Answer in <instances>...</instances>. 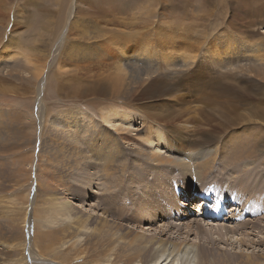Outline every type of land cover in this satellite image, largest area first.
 <instances>
[{
  "label": "rangeland",
  "instance_id": "obj_1",
  "mask_svg": "<svg viewBox=\"0 0 264 264\" xmlns=\"http://www.w3.org/2000/svg\"><path fill=\"white\" fill-rule=\"evenodd\" d=\"M154 1L82 0L77 5L78 9L75 0H11L2 9V15L5 16L3 24L7 22L8 30L13 27L21 41V49L9 51L8 55H14L9 56L10 58L0 56V63L12 64L14 60L12 70L5 69L3 73L0 72V92L7 90L8 96H16L14 104L8 97L5 98L11 101L10 106L0 104V203L14 200V211L0 207V264H131L128 255L131 251L126 240L136 233L147 239L166 241L165 243L195 245L191 263L185 258L180 262L183 257L174 255L172 261H178L171 264H211L215 260L218 263L223 256H230V261L234 264V254L242 258L245 255L263 257L264 243H255L260 239L264 240V231L252 226L256 221L264 225V213H258V208L253 211L250 207L246 215H242L241 205L246 202V193L238 175L244 170L241 165L245 162L236 166L232 164L236 156L245 160L248 156L247 149L241 144L234 145L228 134L225 135L233 132L241 140L248 139L251 143L258 144L260 140H264V74L251 76L255 73L248 69L249 62L262 58H254L256 60L244 63L241 60L239 76L222 74L219 79L210 78V82L237 87L239 99L226 93L216 99L208 91H204L206 86L188 91L189 93L184 90L182 98L170 97L152 101L143 94V86L136 87V94H132L133 97L130 98H134V101H129L128 96L117 99L112 96L102 97L100 92L108 82L104 75L96 73L95 68L73 71L67 69L68 66L60 68L54 64L60 38L66 33L67 23L73 15L76 14L82 19H95L94 17L98 18L102 14L104 16L99 17V20L103 23V18L109 17L107 11L111 8L115 10L112 15H119L121 20L137 19L135 22L138 28L148 27L154 21L144 22L154 10L165 12L172 22L180 26H195L201 30L204 28L205 31L206 27H214L219 31L227 28L230 29L227 36L239 34L251 42L264 36V0H254L256 2L253 5L259 8L256 13L252 12L253 7L248 5V0H156L158 5ZM16 15L21 16L17 24L14 23ZM154 25L151 27L152 31ZM111 26L116 28L111 24L107 25L108 28H112ZM53 29L56 31L54 40L47 43L48 50L52 52L50 58L34 56ZM175 45L176 43L170 48L172 52L177 49ZM155 48L169 50L163 43L156 44ZM24 57L28 59V64H25ZM46 60H49L48 63ZM194 61L196 63L197 58ZM23 64L26 67L43 65L45 68L32 69L25 75L23 73L26 78L22 81L16 74L24 69ZM156 67L168 68L170 73L175 71L173 67L166 66V63H159ZM10 71L12 76L8 74ZM104 73L112 74V70H106L102 74ZM209 73L211 70L207 69L197 79L204 81L203 78ZM151 76L152 81L165 82L166 85L170 84L169 89L172 88L170 78L163 77V72L154 70ZM183 78L182 76L180 79ZM206 81L207 77L204 82ZM210 82H206V85ZM149 102L156 106L153 109L142 108L143 103L150 104ZM197 106L205 107V110L198 109ZM109 108L117 110L119 114L126 113L131 118L130 122L123 124L118 119L106 122L113 117V111ZM70 109L84 113L82 121L85 129L76 131L73 127H62L64 122L59 114ZM193 110L198 113L196 121L189 117L193 115ZM25 112L30 117L25 118ZM135 126L144 130L152 129L160 140V146L146 143L144 138L139 137L141 132L134 129ZM120 127L129 128L128 131L120 133L117 132ZM197 132H202L203 136L200 138V135H196ZM169 134L178 145L175 146L177 154L171 157L185 153L188 155L190 147L195 148L192 146L195 142L204 144L206 140H213L210 146L213 156L208 159L210 171L204 180H198L189 186L188 182L191 181L192 184L193 177L187 168L176 172L177 169L164 167L169 171H164L158 180L170 177L172 179L177 173L179 176L171 182L167 181L163 189L152 184L155 175L152 177V169L155 164L151 162V157L156 151L158 154L167 151L166 146L171 143ZM103 135L111 138L104 146L105 150L109 148L110 158L106 160L95 151L103 145ZM119 136L130 138L129 143L121 141L119 144ZM112 137L116 140L113 141ZM257 154H253L255 160L249 158L248 161H256L250 166L253 172L249 185L254 189L251 192L252 200L258 202V196L261 192L264 193V183L261 184L262 177L258 173L264 165V152ZM75 155H78L77 159L74 158ZM231 186H237L238 190L232 193ZM160 188L174 195L172 194L170 200L157 204L156 198L165 196L164 193H159ZM206 189L211 191L204 192ZM201 194H206L211 199L210 206L215 209L222 205L226 208L232 206L235 211L228 212L224 220L221 216L215 220L200 219L201 214H197V201L205 200V197H199ZM54 198L70 202L69 206L73 209L70 219L57 216L48 222L45 218H40L39 214L45 210L47 202ZM225 200L232 201L226 203ZM150 201H153V205L148 209ZM181 204L188 207V217L182 221L180 217L169 218L170 209L167 206ZM127 210L134 219L127 220ZM146 219L150 223L145 224ZM81 220H86V230L77 229ZM194 221L204 229H211L212 233H198L194 230ZM238 221L246 222L248 228L239 227ZM221 223L232 227L230 229L235 227V235L226 234L220 226ZM188 225L189 228L193 226L192 230L186 228ZM106 226H110L112 231L106 230ZM180 228L181 231H177ZM100 229H105V233L100 232ZM122 244L125 246L122 247ZM201 248L207 251L206 254L201 253ZM154 251L145 250V259L142 258L140 264L149 260ZM207 257H210L209 261L204 260ZM222 260L224 261L223 258Z\"/></svg>",
  "mask_w": 264,
  "mask_h": 264
},
{
  "label": "bare ground",
  "instance_id": "obj_2",
  "mask_svg": "<svg viewBox=\"0 0 264 264\" xmlns=\"http://www.w3.org/2000/svg\"><path fill=\"white\" fill-rule=\"evenodd\" d=\"M10 1L11 0L9 1L0 0V56H7L8 58L14 56L12 53H10L11 55H8L9 51H17L21 49V41L16 36L15 30H13V27L11 30H8L7 22L3 24V19L5 18V16L2 15L3 13L2 9L7 7ZM248 2H249L248 5L253 7V11H252L253 13H256L259 11V8L253 5L256 1L254 2V0H248ZM78 3L79 4L82 3V0H75V6H77ZM154 4L158 5V1L155 0ZM114 11L115 10L112 8L108 9L107 14H109V17L103 18L105 19L103 20L104 21L103 23H101V20H99V17L104 16L102 14H99L98 18L94 17L95 19H92L90 17H83L82 19L76 16V14L75 16L73 15L72 18L69 19L67 23L66 33H64L63 36L60 38L59 48L56 51L57 57L54 58V64H56L57 67L61 68L64 66L66 68V66H68L67 69H72L73 71L83 70L84 68L86 70L88 68L89 69L95 68L96 73L98 75H104L106 78V81L108 82V85H105L104 86L105 89H103L100 92V96L102 97L110 96L111 98L112 96L113 99H117L120 96H128L129 101H134V98L133 99H130V98L133 97L132 94L134 95L136 94L135 92L136 87L141 88L143 86V94H145V96L152 101L163 99V98H170V97L182 98L185 94L183 92L184 90L186 91V93H189L188 91L192 92L194 90H198V88L202 86H206L207 88H204V91H208V93H210L216 99H220L224 95V93L231 94L233 96L235 95L236 98L239 99L238 98L239 93L237 92V87L230 86V85L226 86V84L221 83V82H218V83L210 82V78L219 79V77L222 74L238 75L239 74L238 68L241 67L242 65V63L240 64L239 62L241 60H243V63L249 60H256L254 58H262V60L258 59L256 60V62H249L248 64L249 65L248 69H250L249 72L255 73V75H251V76H258L260 74H264V36L263 38L259 40H255V42H251L248 38L242 37L239 34H236L234 36H227L226 34L230 32V29H227V28H224V29L222 28L219 31V30H215L214 27H210V28L206 27L207 31H205L204 28L201 30L195 26L193 27L192 26H189V27L180 26L172 22V20L169 18V15L165 14V12H158L154 10L150 14H148L146 19H144V22L148 23L149 20H154V21L150 25L148 24L149 25L148 27L142 26V28L141 27L138 28L137 26L138 24L135 22V20L137 19L126 21L129 19V18H126L125 20H121L119 15L117 14L112 15V12ZM20 17L17 15L14 17L15 24L18 23ZM15 24H13V26H15ZM108 24L116 26V28H113L112 26H111L112 28H108L107 27ZM153 25H154V29L152 31L151 27ZM237 32H238V29H237ZM49 33L51 34L47 35V37L45 38V42L43 43L41 48L37 49V53L34 56H38V57L45 56L47 58H50L52 52L51 50H48L47 43L51 41V39L54 40L56 31H54L53 29V30H50ZM160 43H163V45L169 50H165V49L156 50L155 48L156 44H160ZM174 43H176L175 46L177 47V49H175L172 52L170 48L174 45ZM195 58H197L196 63L194 61ZM48 61L46 60L47 63ZM24 62L25 64L29 63L26 57H24ZM13 63H14V60H13ZM13 63L12 64L10 63L7 64L3 62L0 63V72L3 73L5 69L10 70L14 65ZM159 63L160 64L166 63V66L173 67V70L175 71L170 73V70L168 68L156 67L157 64ZM153 67H156V68L153 69ZM39 68H45V66L31 65L29 67H26V65H24V69L22 71H19V73H17L16 76L19 77V80L24 81L26 77H24L23 75H25V73L29 74L32 69L37 70ZM207 69L211 70V73H209L208 76L207 75L205 76V79L207 77L206 82H210L208 86L206 85V82H204L205 81L204 78H203L204 81L197 79L204 73V71L206 72ZM106 70H112V74L110 73L102 74ZM154 70L161 71L163 72V75H164L163 77L170 78L169 81L173 85L172 88L169 89L170 84L166 85L167 83L165 84V82L152 81L151 74H152V71ZM8 74L12 76L11 71ZM182 76L184 78L180 79ZM189 80H192V81L189 82ZM27 90L29 91L28 88ZM2 91L4 92L3 93L0 92L2 94L0 95V104L7 105L6 107L10 106L11 101L8 100V98L13 100L12 102L13 104L16 102L14 98L16 96L14 95L8 96V94H6L8 92L7 90H2ZM5 97H8V98L6 99ZM207 102H210V101H205V103ZM225 102L229 104V101L225 100ZM142 105H143L142 108L144 109H153V107L156 106V105H152V103L150 104L143 103ZM205 105L207 106V104ZM197 108L198 109L202 108L201 110L203 111L205 110V107L197 106ZM109 110L113 111L112 112L113 117L108 119L106 122L110 123L116 119L120 120V122L123 124H128V122H130L131 118L126 113L119 114L117 110L114 111L112 108H109ZM25 114H24L25 118L30 117L29 113L25 112ZM108 115H111V114L109 113ZM196 115H198V113L194 112L193 110V115L189 117H191L193 121H196L195 118H198L196 117ZM59 116L63 118L64 123L62 124V127L64 129L66 128L72 129V127L75 128L76 131H80V129H85L84 127L85 124L82 121L84 113L81 110L79 111L75 109L65 110V111H62L59 114ZM139 127L140 126L138 127L135 126L134 129H139ZM128 128L120 127L118 128L117 132L122 133L124 131H128L127 130ZM139 131L141 132V134H139V137L144 138L146 143L150 145L154 144L155 146L157 145L160 146V140L152 132V129L144 130V128H141L139 129ZM173 133L177 134L175 130H173ZM227 134H228V137L234 141V145L236 143L241 144L247 149L248 156L246 157L245 160H240L238 156H236L232 160V164L235 166L239 165L242 162H245V164L241 165V167L244 166L243 168L244 170H241V172L238 175V178H240V181H242L241 185L245 189L244 193H246V202L241 205V208L243 210L242 215L243 214L246 215V212H248L247 210H249L250 207L252 210L255 208H258V211H259V212L257 211L258 213H261V212L264 213V193L263 192L260 193V196H258L259 197L258 202L256 200H252L253 195L251 194V192L254 189L250 187L249 181H250V176L253 172V169L250 168V166L252 164H255L256 161L251 162L252 164L248 161L249 158L250 160L252 159L255 160V158H253L254 153L259 154L260 152L261 153L264 152V151L258 150V149L264 150V140H260L259 144L255 142L251 143L248 139L241 140L236 134H233V132H228L225 135L227 136ZM196 135H200V138H201L203 136V133L197 132ZM204 135H206V133ZM169 136L170 134L168 135V137ZM103 139H104L103 145H101L100 147H97L95 151L99 153L104 160H106L110 158L109 148L105 150L104 146L108 144V140H111V138L103 135ZM112 139L113 141L116 140V138L114 137H112ZM169 139L171 143L169 142V144L166 146V149L167 148L168 149L167 151H165V153L158 154L156 150L150 149L151 151H156V153H154L151 157L152 158L151 162L152 163L154 162L155 164V167L152 169V177H153V174H155L152 184H155L163 189V187L166 186L167 181L171 182L173 178L179 176L177 173L176 176L174 175L172 179L170 177L167 179L164 178L162 180L161 179L158 180V178L161 176V174L164 171H169V170H165L164 167H166V169L170 168V170L177 169L176 172H178L179 170L181 171V169L183 168H187L191 172L192 177H193L192 184H191V181L188 182L189 186H192L198 180H204L206 178V175L210 171V166H209L210 164L208 162V159H210L213 156L212 148H210V146L213 143V140H206L204 144L203 143L199 144L198 142H195L192 145V146H195V148L190 147V149L187 151L188 155H185L186 154L185 153L182 156L177 155V156L171 157L173 154H177V150L175 146H178V145L176 143V140H174L172 136L169 137ZM121 141L122 142L125 141L126 143L127 142L129 143L130 138L119 136V144H121ZM214 151L216 152V150ZM74 158L77 159L78 155H75ZM212 159H214V157ZM187 160L189 161V163ZM194 162H196V164ZM189 168H193V170H190ZM258 173L262 177L261 184H263L264 183V165L259 169ZM180 177L182 179V174L180 175ZM161 188H160L159 193H164L163 195L165 196L164 198L163 196H161L160 198L154 197L157 199V204H160L161 201L166 202L167 200H170L172 198V194L174 195V193H170L167 190H165L164 192ZM231 188H232V193H234L237 189V186L236 187L231 186ZM209 191L211 190L206 189V191L204 192H209ZM201 196L205 197V200L204 202L197 201V208H198L197 214H201L200 219L209 218V220H215V218H211V216H215L216 219L218 216H221L224 220L228 212L230 213L232 211H235L234 209H232L234 208L232 206H227L226 208L220 205L219 208L215 209L214 206H210L212 202L210 203L211 199L206 194H201L199 197ZM225 201L226 203H229L232 200H225ZM218 202H221V201L218 200ZM152 203L153 201H150L148 203L147 205L148 209L152 208V205H153ZM69 205H70V202H68L66 199L54 198L52 201L47 202V207L42 213L39 214L40 218H45L48 222H49V219L53 217H57V216L70 219L71 214H72L71 211L73 209L72 207H70L71 205L70 206ZM140 205L144 207L143 203H141ZM0 207L2 209L14 211V200L11 199L10 202L6 201L4 202V204L0 203ZM167 208L170 209L169 218L180 217L182 221L186 217H188L186 214V211H188V207L186 205H183V204H181L180 206L173 205V206H167ZM229 208L231 209L227 210ZM179 210L180 211L185 210V212L182 211L179 214L177 213L179 212ZM25 216H26V211H25L24 217ZM127 216H128L127 220L134 219L133 215L128 213V210H127ZM228 218L230 217L228 216ZM148 221L149 220L146 219L144 223L145 224L150 223ZM85 223H86V220H83V221L81 220V222L79 223V227L77 229L79 231L81 229L86 230ZM193 225H194V230H196L198 233L206 234V235L212 233L211 229L210 230L204 229L201 226V224L199 225V223H196L195 221L193 222ZM38 226H41V225L38 224ZM220 226H222L226 234L233 233L235 235L236 233L234 230L235 227L234 229H230L232 227H226L222 223L220 224ZM238 226L242 228L245 227V229L248 228V224L246 222L238 221ZM109 227L105 229L109 231L110 229ZM252 227L254 229L258 228L260 231H264V225H262L261 222L259 221H256ZM186 228H188L189 230H192L193 226L191 225V227L189 228V225H188L186 226ZM101 229L99 230L100 232L106 231L105 229L103 230ZM177 231L180 232L181 228L177 229ZM39 237L41 238V236ZM96 237L98 236L96 235ZM121 238H124V237H121ZM165 242L166 241H163V240H160V241L155 240L154 238L147 239L145 238V236H142L136 233L133 237L126 240V243H127L126 245L128 249L131 251L129 252L130 254H128L130 255L129 263L140 264L142 258H144L143 253H145V250H148V251L155 250V251L153 252V256L149 260L148 259L147 261L144 260V264H171V262L174 263L178 261V259H176L177 261H172L174 260V257H173L174 255L183 257L180 259L181 260L180 262H182L184 258L187 262H190V263L192 262L193 260L192 254H193V249L195 247L194 244L186 243L184 245L183 244L177 245V243H165ZM210 242L213 243V241H210ZM240 243L242 242L240 241ZM263 243H264V240L260 239V241L256 242L255 244L260 245ZM63 244L64 243H62V245ZM124 246L125 245L122 244V247ZM44 247L48 248L47 246H44ZM45 250H49V249H45ZM120 250L122 251V249ZM206 252L207 251L205 249L201 248L202 254H206ZM199 256H200V253H199ZM176 258H179V257H176ZM222 258L224 259V261L222 260ZM222 258L219 259L220 261H218V263L215 260L211 264H232V261H230L231 259L230 256H223ZM204 260L209 261L210 257H207ZM106 262H109V261H106ZM234 264H264V255L263 257L259 256V258L253 255L252 256L245 255V257L242 258L241 256L234 254Z\"/></svg>",
  "mask_w": 264,
  "mask_h": 264
}]
</instances>
